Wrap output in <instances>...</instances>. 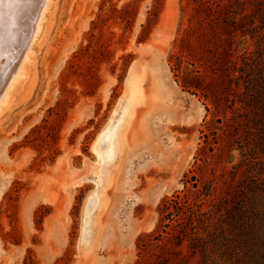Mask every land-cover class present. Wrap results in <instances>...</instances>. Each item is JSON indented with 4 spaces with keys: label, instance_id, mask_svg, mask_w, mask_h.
<instances>
[{
    "label": "rangeland",
    "instance_id": "rangeland-1",
    "mask_svg": "<svg viewBox=\"0 0 264 264\" xmlns=\"http://www.w3.org/2000/svg\"><path fill=\"white\" fill-rule=\"evenodd\" d=\"M18 1L22 7L27 2ZM189 9V0H49L23 75L0 110V264H136L140 239L155 232L160 206L174 194L204 213L193 225L209 241L208 255L198 252L191 264H237L231 208L222 202L224 181L232 180L239 163L234 183L244 184L261 168L255 206L263 211L264 152L254 173L237 145L215 155L214 171L196 169L207 111L200 98L181 89L168 61ZM149 20L151 32L139 41ZM9 50L1 40L0 79ZM132 64L140 68L147 93L156 87L171 101L138 107L101 214L106 245L83 255L78 243L84 203L95 185L92 174L70 192L63 186L92 163L91 170L99 165L98 153L109 141L102 137L95 150L93 144L124 93ZM192 175L200 180L197 187L187 181ZM212 179L213 188L203 189ZM92 204L87 202V212ZM257 221L264 226V219ZM183 248L189 250L188 241Z\"/></svg>",
    "mask_w": 264,
    "mask_h": 264
},
{
    "label": "trees",
    "instance_id": "trees-1",
    "mask_svg": "<svg viewBox=\"0 0 264 264\" xmlns=\"http://www.w3.org/2000/svg\"><path fill=\"white\" fill-rule=\"evenodd\" d=\"M189 4L187 23L168 61L181 89L200 98L207 111L201 131L204 145L197 157L202 164L197 163L196 169L210 166L214 171L215 155L229 154L237 145L251 162L249 173H254L264 152V0H189ZM150 32L149 20L139 41ZM241 164L232 167L233 178L224 181L222 197L231 208L229 226L236 231L231 251L237 264H264V226L257 221L264 219V210L255 206L262 194L258 193L261 168L244 184L234 183ZM213 180L203 182V189L213 188ZM187 181L197 187L200 180L192 175ZM200 207L179 194L166 198L155 232L140 239L136 264H191L198 252L207 257L209 241L193 225L194 218L200 222L204 214Z\"/></svg>",
    "mask_w": 264,
    "mask_h": 264
},
{
    "label": "bare ground",
    "instance_id": "bare-ground-1",
    "mask_svg": "<svg viewBox=\"0 0 264 264\" xmlns=\"http://www.w3.org/2000/svg\"><path fill=\"white\" fill-rule=\"evenodd\" d=\"M26 1V4H23L24 7L26 6L24 8L19 4L18 0H0V42L1 40L6 41L7 48L12 50H9L10 55H8V58L10 59L9 61L8 59L6 60L9 62L8 67L4 71L5 75H3V79L1 78L2 80L5 78V81L0 84V110L8 100L13 84L23 75L22 65L28 60L30 53H32V41L40 33L45 18L44 12L49 2V0ZM28 9H32V11L25 13ZM4 72H1V74H4ZM160 100L167 105L171 101L169 95H165L164 92H157L156 87L151 88V91L147 93L140 68L134 69L132 64L125 81L124 93L118 100L108 122L104 125L93 144L95 150L102 137L106 136L109 141L105 150L98 153L99 158L98 161H95V164L99 163V165L91 170L94 167V163H92V165H89L91 166L89 167L90 170L80 173L71 182L64 184V189L70 192L72 188H76L84 182L89 181L88 175L90 172L95 184L86 197L82 211L78 243L81 254H92L105 247L106 240L104 239L105 233L101 214L104 212L110 199L108 190L113 184L115 176L120 171L125 158L128 148L127 134L132 127L138 107L142 104L156 105L160 103ZM91 200L93 204L88 213L86 205Z\"/></svg>",
    "mask_w": 264,
    "mask_h": 264
},
{
    "label": "crops",
    "instance_id": "crops-1",
    "mask_svg": "<svg viewBox=\"0 0 264 264\" xmlns=\"http://www.w3.org/2000/svg\"><path fill=\"white\" fill-rule=\"evenodd\" d=\"M167 115H168V117L170 118V116H169L170 114H167ZM166 118H167V117H166ZM169 120H171V118H170Z\"/></svg>",
    "mask_w": 264,
    "mask_h": 264
}]
</instances>
